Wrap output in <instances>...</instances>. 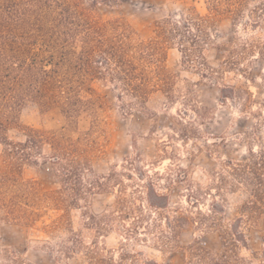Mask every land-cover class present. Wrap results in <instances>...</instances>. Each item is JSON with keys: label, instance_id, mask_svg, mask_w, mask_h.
Wrapping results in <instances>:
<instances>
[{"label": "rangeland", "instance_id": "1", "mask_svg": "<svg viewBox=\"0 0 264 264\" xmlns=\"http://www.w3.org/2000/svg\"><path fill=\"white\" fill-rule=\"evenodd\" d=\"M260 154L264 0H0V264H264Z\"/></svg>", "mask_w": 264, "mask_h": 264}, {"label": "trees", "instance_id": "2", "mask_svg": "<svg viewBox=\"0 0 264 264\" xmlns=\"http://www.w3.org/2000/svg\"><path fill=\"white\" fill-rule=\"evenodd\" d=\"M40 134L39 130H32V133L29 134L31 142L39 141ZM10 145L12 144L10 143ZM239 175L252 186V198L247 205L248 213L262 210L264 208V154H260L242 165Z\"/></svg>", "mask_w": 264, "mask_h": 264}]
</instances>
